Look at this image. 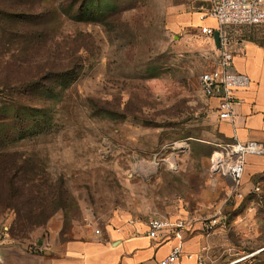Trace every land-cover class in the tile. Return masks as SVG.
<instances>
[{"label":"rangeland","instance_id":"obj_1","mask_svg":"<svg viewBox=\"0 0 264 264\" xmlns=\"http://www.w3.org/2000/svg\"><path fill=\"white\" fill-rule=\"evenodd\" d=\"M206 7L0 0V151L18 168L0 177V253L42 255L115 221L195 213L212 179L225 183L209 170L224 139L198 84L216 52L190 22ZM260 185L223 208L203 264H264Z\"/></svg>","mask_w":264,"mask_h":264},{"label":"crops","instance_id":"obj_2","mask_svg":"<svg viewBox=\"0 0 264 264\" xmlns=\"http://www.w3.org/2000/svg\"><path fill=\"white\" fill-rule=\"evenodd\" d=\"M202 21L199 14H194L190 22L196 26H203ZM213 25L209 26L215 27L216 23ZM262 34L264 31L252 27L243 30L237 38H232L229 44V49L233 53V70L248 78L247 85L237 91L238 102L234 105L233 128L236 140L241 143L255 141L264 144V38H262L264 35ZM213 35L208 38L216 52V58L219 45L215 44ZM249 36L254 38L250 39ZM207 101L212 104L215 111L218 100L209 98ZM229 126L228 122L220 121L219 129L227 130ZM218 179V177L212 179L213 182L206 187V194L199 197L195 213L180 211L170 217L173 219L189 214L207 219L222 215L223 208L236 201L231 196V181L221 178L225 181L222 185L221 181L216 182ZM262 181H264V151L247 154L241 180L243 192L249 193L254 185H260ZM146 229L145 224L115 221L112 225L98 229L99 233H95V230L87 231L83 237L51 243L42 255L30 256L8 247L0 253V264H148L165 257L171 248L179 243V240L174 238L159 244L146 235ZM209 237L210 235L205 237L201 232L186 237L181 243L182 264H194L195 257L202 247H205L204 263ZM15 260L17 262H13Z\"/></svg>","mask_w":264,"mask_h":264},{"label":"built area","instance_id":"obj_3","mask_svg":"<svg viewBox=\"0 0 264 264\" xmlns=\"http://www.w3.org/2000/svg\"><path fill=\"white\" fill-rule=\"evenodd\" d=\"M206 11L200 19L211 17L216 26H200L203 35L211 37L216 31L219 35V49L217 57L210 69L204 70L198 77L199 87L206 99L216 98L215 107L219 121L229 123L227 130L219 132L224 142L216 145L217 149L210 158V173L227 178L232 183L231 196L235 201H242L245 193L242 190V175L245 156L251 153L264 151V144L255 141L241 143L236 140L233 128L234 105L238 102L237 91L248 83L247 76L233 70V53L229 49L232 36L228 27L246 26L256 27L264 31V0H205ZM261 186L256 184L251 191L258 193ZM222 215H215L202 219L193 215H181L175 218L152 216L146 222V235L163 244L177 238L179 243L173 246L170 252L148 264H182L183 251L181 243L186 237L201 232L205 237L211 235L220 224ZM95 233H99L95 229ZM202 247L195 257L194 264H203ZM144 264V263H142Z\"/></svg>","mask_w":264,"mask_h":264},{"label":"trees","instance_id":"obj_4","mask_svg":"<svg viewBox=\"0 0 264 264\" xmlns=\"http://www.w3.org/2000/svg\"><path fill=\"white\" fill-rule=\"evenodd\" d=\"M8 12H9V10L0 9V15L3 17L8 16ZM0 22H1V20H0ZM262 35H264V34H262ZM249 38L253 39L254 37L249 36ZM262 38H264V36H262ZM4 156H5V153L0 151V177L8 180L11 183V181L16 177L18 168L16 167V165L13 162H11V163L4 162V158H3Z\"/></svg>","mask_w":264,"mask_h":264},{"label":"water","instance_id":"obj_5","mask_svg":"<svg viewBox=\"0 0 264 264\" xmlns=\"http://www.w3.org/2000/svg\"><path fill=\"white\" fill-rule=\"evenodd\" d=\"M213 38L215 40V44L219 45V35L217 31L214 33Z\"/></svg>","mask_w":264,"mask_h":264}]
</instances>
